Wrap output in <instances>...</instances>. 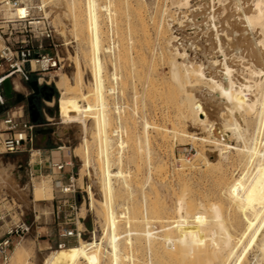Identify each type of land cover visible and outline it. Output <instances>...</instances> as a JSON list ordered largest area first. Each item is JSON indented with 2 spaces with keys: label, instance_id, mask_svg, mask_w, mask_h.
I'll use <instances>...</instances> for the list:
<instances>
[{
  "label": "rangeland",
  "instance_id": "1",
  "mask_svg": "<svg viewBox=\"0 0 264 264\" xmlns=\"http://www.w3.org/2000/svg\"><path fill=\"white\" fill-rule=\"evenodd\" d=\"M21 1L31 3L34 17L43 15L51 24L53 43L56 46L49 45L47 41L43 44L47 51L58 53L61 68L52 76H44L41 80L40 88H47L48 94L40 95L37 100V109L45 112V116H41L39 120L48 121V127L53 128V132L45 139H42L41 133L36 135L33 150H39V153H35L32 163L33 175L28 171L31 159L29 152L0 154V161L11 168L17 186L16 190L0 189V234L19 218L30 224L28 232L12 237L9 258L5 262L0 259V264H42L47 255L58 249L57 233L65 220L77 223L80 229L84 228L82 240L95 241L98 264H114V254L117 255V264H176L175 256L167 249V236L169 242L179 243L182 240L176 253L180 264H264V256L257 243L256 225L259 218L254 220L252 226H244L239 222L237 228L240 231L231 225L227 226L228 221H224L221 216L226 210L231 214L233 207L224 197L221 180L218 179L225 176V181H229L245 174L246 171L238 163L241 159L246 160L244 155L246 153L245 156H248L249 149H256L249 156L252 165L257 163L259 154L264 152V95L262 97V92H258L257 87L253 86L259 77L255 75V78L248 73L240 60L235 58L233 64L236 65L233 66L238 71L230 72L233 89L239 90L238 85H241L242 91H236L243 95L250 89V95L246 98H254L256 94L259 104L256 101L255 109H247L248 106L242 101L228 100L219 110L208 106L203 124H198L195 113L183 106L194 99V96V101L204 107L209 93L216 91L217 97L221 98L219 88L212 90L211 83L206 80L198 81L192 72L188 78L191 90L182 91L178 86L179 81L185 82L184 76L191 61L202 62L204 71L209 76L210 69L206 68L207 62L199 52L200 45L208 44V41H204L206 37L203 33L208 27L217 45L216 30L211 27L215 24L218 33H222L221 36L227 39L228 27L224 24V29L222 28L223 22H217L218 14L213 11L220 9L223 4H227L228 9L231 8L229 10H234L232 1L235 0H96L98 29L102 32L103 47L101 46L99 56L105 91L104 111L110 134L109 168L115 171L119 167L127 174L112 177L113 199L110 208L100 133H94L85 145L80 129L82 120L97 117L99 109L90 59V1ZM244 1L238 0L239 4ZM9 17V9L0 3L1 29H4L3 19ZM251 31V38L262 39L263 34L259 28ZM222 42L224 50L232 51L228 43ZM221 56L214 55L212 58L216 63V79L225 73ZM231 58V55L227 56L229 61ZM77 66L81 71L84 83L82 91L85 95L77 97L78 103L82 107L89 103L94 109L82 112L81 120L66 127L60 123V92L55 80L61 74L72 78ZM176 73L180 75V80L176 78ZM38 77L40 76L35 73L28 76L31 82ZM11 81L15 93L27 97L31 92V87L19 76H13ZM243 81L249 86L248 89L244 87ZM109 88L113 90L109 91ZM252 91H256L253 92L254 95L251 94ZM9 108L30 118L26 100L15 102L13 99ZM213 111L217 113V122L222 127L232 124L234 120L237 124L231 127L234 130L225 129L229 143L235 149L227 148L222 151V155L217 152L221 146L215 148L212 142H202L207 137L206 125L211 120ZM198 117L205 119L204 115ZM115 127L123 131L122 145L113 136L112 130ZM236 129L239 131L237 134ZM43 149L51 151L46 153ZM197 151L203 152L208 165L200 158H195ZM49 156L56 160L71 156L74 169L79 173L77 183L82 190L76 193V209L73 213L68 207L61 208L57 213L56 204L52 201L53 180L57 177V172L49 173L43 162ZM84 158L88 161L86 165ZM188 161L194 164L197 162L195 168L188 167ZM46 184L51 190H41ZM87 186L90 187L92 199L85 192ZM19 191L23 193L19 194ZM111 217L117 223L114 228L110 222ZM177 232H182L183 238L180 233L176 235ZM147 233L151 238L150 244ZM165 233H168L167 236ZM156 235L154 242L152 240ZM79 242L80 239H70L67 247L78 245ZM79 264L85 262L82 260Z\"/></svg>",
  "mask_w": 264,
  "mask_h": 264
},
{
  "label": "bare ground",
  "instance_id": "2",
  "mask_svg": "<svg viewBox=\"0 0 264 264\" xmlns=\"http://www.w3.org/2000/svg\"><path fill=\"white\" fill-rule=\"evenodd\" d=\"M89 1H90V9H91V29H92V39L90 42V46H91L90 47L91 48L90 59L92 60L93 69H94V76H95V85H94L95 89L94 90L96 91L95 95L98 98L99 104L97 107L99 109L97 111V117L90 118L88 121L82 120L83 124L80 123L81 121L80 122L78 121V122L81 124V127H80L81 139H82V142L85 143V145H87V141H89V139L92 137V135L94 133H96V134H97V132L100 133L99 136H100V141L102 144V151L104 154V164H105L104 165V175H105L104 177H105V182H106V193H107V198L109 201L108 205L110 208V206H111L110 204L112 202L111 200L113 199L112 198L113 197V189H112V185H111V179H112V177H116V178L119 176L122 177L124 172L119 167L115 171H112L109 168V149H110V136L109 135L110 134H108L107 127H109V126L106 122L107 117L105 118L106 114L104 111L106 109L105 103H104L105 91H104L103 80H102V64H101V59L99 56V53L101 52L100 49L103 47L102 43H101L102 42V37H101L102 32L100 33L101 30L99 31V29H98V23H97L98 22L97 21L98 6L96 3V0H89ZM229 1H231V0H229ZM204 2H205V0H204ZM232 2H233L232 5H234V7H235L234 10H229L231 8L228 9L227 4H223V5H221L222 7L220 9H217L216 11L214 10L215 12L213 11V13L218 14L216 17V18H218L217 22L218 23L221 21L223 22L222 23L223 25L220 24L222 26V28H223V26H225L224 24H226V26L228 27V35H226L227 39L224 38V36H221L222 33L221 34L218 33L219 30H218V28H216L215 24H213V26H211V24H209V25L211 27H215V30H216L215 35L217 38L216 39L217 45H215L216 42L214 43V41H213L214 39L211 36L210 31H208V30H210V29H208V27L206 29L207 31L205 30L206 32L203 33L206 37V39H204V41L205 42L208 41V44L200 45L199 52L202 55L201 57L203 59H205L207 62L206 68L210 69L209 76L206 75V73L204 71L205 68L203 67L202 62L197 63V62L191 61L190 62L191 65L188 66L186 69L187 70L186 76H184V77H186L187 80L185 79V82L179 81V83H178L179 84L178 86H180V88L183 89L182 91L188 90V92H189V90H191V88H190V82H189L188 78H189L190 72H192V73H194L193 75H195V77H197L198 81L206 80L207 83H211L210 86L212 87V90H214V89L216 90V88H219V94H220L221 98L217 97V93H215L216 91H214V93H212V92L209 93V97L206 99L204 107H201L199 104H197L194 101L195 100L194 96H192L194 99H191L187 104L185 103L186 105L183 106V108L185 107V109L190 108L191 111H193V113H195V116L198 119V124H203L206 121V117H207V113L205 111L206 107L211 106L213 109L219 110L222 108V106H224L227 103L228 100L229 101L230 100L242 101L241 103H244L246 106H248L247 109H249V108L255 109L257 98H256V94L254 93L255 94L254 95L253 92H256V91H252V93H251L254 95V98L252 96V98L247 99L246 97H249V95H250V93L248 92V91H250V89L246 93L243 90V92L245 93L244 95L241 92L240 93L242 95L237 93L238 91H242V90H240L241 85H238V86H240L239 90L236 89L238 91L233 89V86H232L233 82H232V77H231L232 75H230L231 74L230 72L231 71H234V72L238 71L234 67L236 65V63L233 64L235 58H238L240 60V63L242 65H244V67L247 69L246 71H249L248 73H250L253 76L257 75L259 77V78H257L258 80L254 79V80H256V82H255V85H253V84L252 85L257 87L256 89L258 90V92L259 91L262 92L261 93L262 97L264 95V0H245L244 1L245 4L244 3L239 4L238 0L237 1L235 0V2L234 1H232ZM245 5H246V7H245ZM229 6H230V4H229ZM106 8H104V9H106ZM213 9H214V7L212 8V10ZM9 12L11 14V17H9V18H12L17 14L25 13L26 9H25V7L21 6V7H17L16 9H9ZM211 15L213 18H215L212 13H211ZM215 19H214V21H215ZM207 21H208V19H207ZM202 23H204V22H202ZM257 28H259V30H261V32L263 34L262 35L260 33L263 36L262 39H257V37L255 39H253L254 37L251 38L252 35L249 32L251 30H256ZM251 32H253V31H251ZM255 36H257V35H255ZM221 40L228 43L229 48H231L232 51L229 50L228 48H227L228 50H224V48H223L224 46L222 44L223 42ZM225 46H228V45H225ZM103 49H105V48H103ZM220 54L223 56L222 60L224 63L225 73H224V76L223 75L219 76L220 78L216 79L217 75L215 76L216 69L214 67V64H216V63L214 61H212V58L214 57V55L218 56ZM228 55H231L233 57L230 59V61L227 59ZM181 58H183V57H181ZM228 58H230V57H228ZM239 60H237V61H239ZM190 63H188V64H190ZM193 63H195V64H193ZM174 65L175 64H173V66ZM75 70L76 71L73 72L72 78H70V76H68L66 74H61L55 80V83H56L55 85L60 92V98L58 101L60 120H61L60 123L65 124L66 127L69 124L76 123V121L82 117V116L80 117L82 112L86 113V111H90V110L94 109L91 106V104H89V103L87 104V106H84V107H82V105L78 103L77 97H79V96L81 97L84 95L83 91H82L84 83L82 81V76L80 73L81 71H79L78 66L75 68ZM236 73L238 74V72H236ZM225 74H227V76H225ZM178 75H179L178 73H176V75H175L177 79H178ZM55 76L56 75H54V77ZM255 78H256V76H255ZM180 79L181 78L179 77L178 80H180ZM237 80L239 81V79H236V81ZM244 82L245 81H243V83ZM244 87L247 88L249 86L246 83H244ZM256 89H254V90H256ZM111 90H113V89L109 88V91H111ZM188 92H186L185 94H187ZM262 99H264V98H262ZM257 103L259 104L258 101H257ZM85 113H83V115ZM90 113H92V112H90ZM257 113H259V110L257 111ZM200 115H204L205 119L199 118L198 116H200ZM211 115H212L211 116L212 118L206 125L207 137L205 139H202V142L203 141L212 142V143H214L215 148H218V146H221V148L217 149V152H218V154L222 155L223 150H226L227 148H230V149L234 148V146L230 145V143H229L230 141H229L228 136L225 134V129L227 128L229 130L230 129L234 130V128H231V127L235 126L237 124L235 123V120H234V122L232 124H226L225 127L224 126L222 127L219 124V122H217V120H218L217 113H215L213 111V112H211ZM261 116H262V114H261ZM186 119H187V117H186ZM236 122H238V121H236ZM238 126H240V125H238ZM62 128H63V126H62ZM241 131H243V129ZM112 132H113V136L116 137L118 144L121 141L120 145H122V143H123L122 142V132L123 131L121 130V128L115 127L112 130ZM238 132L239 131L237 130L236 134ZM79 133H80V131H79ZM242 139L244 140L243 136H242ZM244 142H245V140H244ZM120 147H122V146H120ZM87 148L88 147H86V149ZM237 149L238 148H236V150ZM83 150H85V149H83ZM255 150L249 149V152H247L248 156H245L246 155V153H245L244 157H246V160L243 159L244 160L243 161L241 159V161L239 163L235 161L236 164L238 163V165H241L244 168V170L246 171L245 174H243L242 176H239L238 178H233L229 181H228V179H227V181H225V179H224L225 176H224V178H222L223 176L218 178L219 180H221L220 185L222 187L221 189L223 191L224 197L229 201L228 202L229 205H231L233 207V211L231 212V214H228V211L226 210L225 212H223L224 215H222L221 217L224 218V221L225 220L228 221L227 223L225 222L227 224V226L231 225L235 230H239L237 228V224L239 222H242V225H244V226H252V225H254V220L256 218H259L258 224L256 225V232L258 231V242L257 243H258L259 249L261 250V252L263 253V256H264V152L263 153L261 152L260 154L257 152L260 156V159H258V161H256L257 163L255 165H252L249 161V156ZM35 153L36 154L39 153V150H32V154H31V162L32 163L34 160ZM84 154H86V153H84ZM243 154H244V152H243ZM255 155H256V152H255ZM203 157H204V154L202 151L196 152L195 158H200V160L203 161L205 165H208V163H209L208 160L206 159V157H204V158ZM83 160H84L83 161L84 164L86 165L88 163L87 159L84 158ZM236 160L238 161L237 157H236ZM201 161H199V162H201ZM188 162H190V161H188ZM196 163L194 164V163L190 162L188 164L189 165L188 167L195 168ZM238 165H237V167H238ZM241 166H239V167H241ZM210 167H211V165H210ZM212 167H213V165H212ZM80 171H81V169H80ZM124 174H126V172ZM221 174L222 173H220V175ZM217 175H216V177L219 176V175L218 176ZM13 176H12L11 168L7 164L5 165L0 161V189L6 188L9 190V188H12V189L16 190L17 186H16V182H15ZM41 190H43V191L51 190V188L48 184H46L45 187H41ZM21 193H23V192H20L19 194H21ZM87 194L91 195L90 198L92 199L90 187L87 188ZM22 195H24V194H22ZM50 195H52V194H50ZM110 222H111L113 228L117 225L116 220H114L112 217H111ZM176 222L178 223V221H176ZM177 223L175 225H177ZM127 224H129L128 221H127ZM129 225L131 226V224H129ZM164 228L165 227H163V230H165ZM179 233H180V237H181L182 232H179ZM179 233L177 232L176 235H178ZM167 234L168 233H165V236H167ZM147 236H148L147 240L150 244L151 238L149 237V234ZM155 238H157V235H156V237H154V239L152 241H154ZM167 238L166 239L168 241H166V239L164 240L168 243L167 245H169V247L167 249L169 250L170 253H172V256H175L176 264H180L179 260H177L178 255H176V253L180 249L178 244L181 243L182 240L181 241L179 240L180 241L179 243L174 242L177 244V245H174L173 241H171L172 243L169 242L170 239L168 236H167ZM181 238H183V236ZM181 238H177V239H181ZM79 239H80V242L78 245H73V246H68L65 248H61V249L58 248V249L53 250L49 255H47L45 257L42 264H79L82 260L85 262V264H98L99 255L96 252V249L94 248L96 246L95 241L87 242L85 240H82L81 238H79ZM79 239H78V241H79ZM166 242L165 243L163 242V244H166ZM161 248H163V247H161ZM114 250H115V248H114ZM114 256H115V263L114 264H117V255L114 254ZM172 262H174V261H172Z\"/></svg>",
  "mask_w": 264,
  "mask_h": 264
},
{
  "label": "built area",
  "instance_id": "3",
  "mask_svg": "<svg viewBox=\"0 0 264 264\" xmlns=\"http://www.w3.org/2000/svg\"><path fill=\"white\" fill-rule=\"evenodd\" d=\"M0 3L1 6L7 9H16L21 6L26 9L23 14L3 19L4 24L2 26H4V29L0 28V82L5 76H9L10 79L13 76H19L29 86L31 81H29L28 76L35 73L40 76L36 80L37 86L40 88L42 77L52 76L61 68L58 53L47 51L43 44L44 41H47L49 45L56 46L53 43L52 26L45 16L34 17V8L29 2L0 0ZM40 8L39 6L38 9ZM33 94L34 91L31 88V92L28 93L27 97ZM40 115L45 116L44 110L40 111ZM48 125V121L39 120L34 123L30 118L21 116L14 108H9L8 105L0 114V154L27 151L31 156L37 130L44 129ZM43 162L45 170L49 173L57 172V177L53 180L54 191L52 197V201L56 204L57 213L59 214L61 208L65 207H68L73 213L76 209V193L82 190V187L77 183L79 173L74 169L72 157L69 156L68 159L63 157L56 160L49 156ZM32 165L30 159L28 162L30 175H33ZM85 192L87 191L85 190ZM70 224H73V226H70ZM29 227L28 222L19 218L18 221L12 223L8 229L0 234V259L2 261L5 262L9 258L12 237L28 232ZM83 233L84 228L80 229L77 223L65 220L57 233V248L67 247L70 239H79Z\"/></svg>",
  "mask_w": 264,
  "mask_h": 264
},
{
  "label": "water",
  "instance_id": "4",
  "mask_svg": "<svg viewBox=\"0 0 264 264\" xmlns=\"http://www.w3.org/2000/svg\"><path fill=\"white\" fill-rule=\"evenodd\" d=\"M0 85V114L5 110L8 105H11L13 103V99L15 100V102H21L23 100H26L31 121L34 123L39 121L41 115L36 105L33 103V95L25 97L20 93H15L9 76L3 77L1 79ZM29 86L33 89L34 93H38L40 88L37 86L36 81L30 82ZM2 98H4V100H2ZM52 132L53 128L51 127L39 129L37 131V133H41L45 138Z\"/></svg>",
  "mask_w": 264,
  "mask_h": 264
},
{
  "label": "flooded vegetation",
  "instance_id": "5",
  "mask_svg": "<svg viewBox=\"0 0 264 264\" xmlns=\"http://www.w3.org/2000/svg\"><path fill=\"white\" fill-rule=\"evenodd\" d=\"M47 94H48V89L42 87L39 89L38 93L33 94V103L36 105V107H37V100L40 97V95L47 96Z\"/></svg>",
  "mask_w": 264,
  "mask_h": 264
},
{
  "label": "crops",
  "instance_id": "6",
  "mask_svg": "<svg viewBox=\"0 0 264 264\" xmlns=\"http://www.w3.org/2000/svg\"><path fill=\"white\" fill-rule=\"evenodd\" d=\"M42 139H45V137H44L43 135H42ZM42 151L48 153V152L51 151V150H49V149H43ZM60 159H62V158H60ZM60 159H58V160H60Z\"/></svg>",
  "mask_w": 264,
  "mask_h": 264
}]
</instances>
